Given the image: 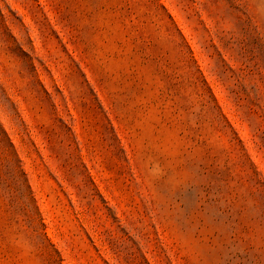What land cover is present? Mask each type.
Returning a JSON list of instances; mask_svg holds the SVG:
<instances>
[{
  "label": "rangeland",
  "instance_id": "obj_1",
  "mask_svg": "<svg viewBox=\"0 0 264 264\" xmlns=\"http://www.w3.org/2000/svg\"><path fill=\"white\" fill-rule=\"evenodd\" d=\"M0 264H264V0H0Z\"/></svg>",
  "mask_w": 264,
  "mask_h": 264
}]
</instances>
